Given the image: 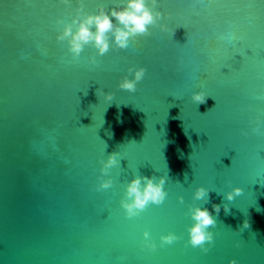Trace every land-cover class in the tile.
Wrapping results in <instances>:
<instances>
[{"label": "water", "instance_id": "1", "mask_svg": "<svg viewBox=\"0 0 264 264\" xmlns=\"http://www.w3.org/2000/svg\"><path fill=\"white\" fill-rule=\"evenodd\" d=\"M0 264H264V0H0Z\"/></svg>", "mask_w": 264, "mask_h": 264}]
</instances>
